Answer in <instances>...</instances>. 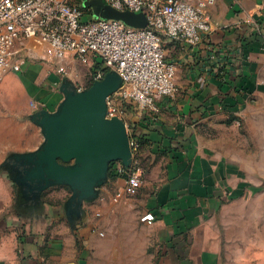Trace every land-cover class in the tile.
Listing matches in <instances>:
<instances>
[{
    "label": "crops",
    "instance_id": "0c3cea01",
    "mask_svg": "<svg viewBox=\"0 0 264 264\" xmlns=\"http://www.w3.org/2000/svg\"><path fill=\"white\" fill-rule=\"evenodd\" d=\"M208 13L211 31L198 45L165 41L166 60L177 66L178 93L157 98L153 109L121 102V118L137 145L130 167L142 172L143 216L154 217L142 221L157 228L175 264H215L225 208L258 193L264 182V0H215ZM42 51L22 54V70L0 82V264H89L84 254L78 259L69 252L74 242H101L89 224L96 203L112 201L124 187L115 170L121 162L111 164L99 198L69 214L72 194L62 207L42 199L67 186L32 200L10 159L42 146L32 102L55 111L64 99L55 70L67 62L76 66L70 58L57 66ZM84 65L89 77L80 87L87 89L105 68L98 58Z\"/></svg>",
    "mask_w": 264,
    "mask_h": 264
},
{
    "label": "built area",
    "instance_id": "2783aa9c",
    "mask_svg": "<svg viewBox=\"0 0 264 264\" xmlns=\"http://www.w3.org/2000/svg\"><path fill=\"white\" fill-rule=\"evenodd\" d=\"M89 1L0 0V82L6 74L22 70L25 57L21 55L29 51L27 42L32 41L58 61L70 58L89 64L93 58L100 59L105 69L93 74L92 84L108 72L116 73L122 85L107 98L109 118H121L119 102L153 109L157 98L174 97L179 91L177 66L166 60L165 41L198 45L211 31L208 8L215 0H101L120 12L143 14L147 19L144 28L95 18ZM86 15L89 20L84 19ZM19 42L21 48L16 49ZM56 74L64 78L66 70L58 68ZM32 108L34 112L48 110L44 103L32 102ZM131 148L133 153L137 150L132 141ZM115 170L124 176L125 185L113 200L136 196L143 185L141 169L118 163ZM142 220L152 222L154 217L146 214Z\"/></svg>",
    "mask_w": 264,
    "mask_h": 264
},
{
    "label": "water",
    "instance_id": "95a60500",
    "mask_svg": "<svg viewBox=\"0 0 264 264\" xmlns=\"http://www.w3.org/2000/svg\"><path fill=\"white\" fill-rule=\"evenodd\" d=\"M87 6L105 19L122 20L136 28L147 26L143 14L120 12L101 0H91ZM121 85V78L114 72L83 91L65 83L64 99L58 108L32 116L42 131V146L33 153L10 158L18 173L16 181L34 185L39 194L53 186H67L72 191L69 214L71 210L77 212L84 202L98 199L101 187L109 180L111 164L121 162L130 167L133 159L126 122L118 116H107V98Z\"/></svg>",
    "mask_w": 264,
    "mask_h": 264
},
{
    "label": "rangeland",
    "instance_id": "374dc122",
    "mask_svg": "<svg viewBox=\"0 0 264 264\" xmlns=\"http://www.w3.org/2000/svg\"><path fill=\"white\" fill-rule=\"evenodd\" d=\"M94 17L99 15L95 14ZM84 19L89 20L90 16L86 15ZM21 43L17 44L16 49L21 48ZM27 46L32 52H43L32 41L27 42ZM72 60L76 66L66 61V76L59 83L64 85L70 81L76 89L86 84L89 71L84 69L81 61ZM55 63L60 66L61 61L55 59ZM118 107L120 111L124 110L120 102ZM71 194V190L59 187L45 193L42 199L62 207ZM106 197L103 196L104 199ZM145 200L143 192H140L138 196L119 203L113 199L111 201L110 197L106 198L105 203L97 202L89 225H92V231L98 232L101 242L96 245L74 242V249L69 253L78 259L84 254L89 264H175L166 244L159 242L157 228L142 221L143 214L147 212ZM23 203L22 200L18 201L20 206ZM223 221V240L215 264H264V182L258 193L229 202Z\"/></svg>",
    "mask_w": 264,
    "mask_h": 264
},
{
    "label": "flooded vegetation",
    "instance_id": "af4514ba",
    "mask_svg": "<svg viewBox=\"0 0 264 264\" xmlns=\"http://www.w3.org/2000/svg\"><path fill=\"white\" fill-rule=\"evenodd\" d=\"M23 186L29 188V190H30L29 198H31L32 200L37 201V198H38V194H39V193L35 190L34 185H33V186H26V185H23ZM34 203H35V202H34Z\"/></svg>",
    "mask_w": 264,
    "mask_h": 264
},
{
    "label": "trees",
    "instance_id": "16d2710c",
    "mask_svg": "<svg viewBox=\"0 0 264 264\" xmlns=\"http://www.w3.org/2000/svg\"><path fill=\"white\" fill-rule=\"evenodd\" d=\"M99 67V66H98ZM173 249V246L171 247Z\"/></svg>",
    "mask_w": 264,
    "mask_h": 264
}]
</instances>
